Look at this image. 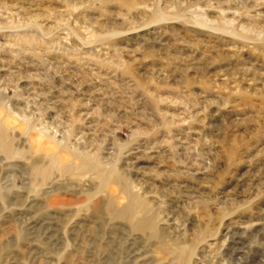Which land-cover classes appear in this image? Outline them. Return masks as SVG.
I'll list each match as a JSON object with an SVG mask.
<instances>
[{"label":"rangeland","instance_id":"rangeland-1","mask_svg":"<svg viewBox=\"0 0 264 264\" xmlns=\"http://www.w3.org/2000/svg\"><path fill=\"white\" fill-rule=\"evenodd\" d=\"M128 1L0 0V123L16 117L18 153L0 151V264H175L122 220L50 207L95 179L36 186L31 136L55 126L177 218L190 264H264V0Z\"/></svg>","mask_w":264,"mask_h":264},{"label":"bare ground","instance_id":"bare-ground-1","mask_svg":"<svg viewBox=\"0 0 264 264\" xmlns=\"http://www.w3.org/2000/svg\"><path fill=\"white\" fill-rule=\"evenodd\" d=\"M122 1L125 4L127 3L126 5L131 9L137 5L134 1ZM154 15L157 19L164 18L161 11H156ZM2 104L0 103V114L3 111ZM10 109L13 115H26L25 110L18 106L12 105ZM8 116L11 117V115ZM16 120L15 117V119L11 118L9 121H5L4 124L0 123V151L5 153L7 158L18 155L14 148V141L8 133L9 126H7ZM54 128H56V131L50 134L39 135V137L36 134L31 136V143L34 148L39 151H45L47 159L46 161L36 159L33 162L36 186L39 187L46 184L54 175L63 177L65 174H70L71 177L64 184L71 182L75 177L80 176L82 178L90 172L95 174V179L89 180L90 182L84 185L85 188L80 189L81 191L73 193L71 190L68 193L67 190H63L60 192L59 198H53L49 201L50 207L56 206V209L60 208L61 211L65 212V209L72 206H78V208L85 206L87 210H91L89 214L93 220L105 215L122 220L129 224L133 231L135 230L147 236L163 247H168L164 248L165 251L170 248L168 253L174 256L175 264H190L195 247L193 244L187 243L183 239L184 237L180 239V232L177 231L180 225L175 221L177 218L171 221L168 218V214L164 212L162 204L156 198L152 199L150 193L144 189L143 185L132 181L117 164L114 163L112 167L105 168L106 165H103L98 155H90L84 146L76 145V143L73 145V149H70L66 144L68 139L65 138V135L63 134L62 137L59 136L57 138L58 126ZM41 137H47L51 140L48 147L42 142ZM61 149L66 150L67 153H61ZM71 154L76 160L74 166H70L67 163V157L71 156ZM73 171H77V173H73ZM63 188L66 187L64 186ZM105 188L108 189L107 194L98 197V194ZM134 189H137V191H134ZM120 198L126 200L123 205L118 201ZM161 225L166 227L161 228ZM169 229L177 232L178 237L177 234L176 237H170L168 243H172V245L167 246L166 240L168 236L166 231Z\"/></svg>","mask_w":264,"mask_h":264}]
</instances>
